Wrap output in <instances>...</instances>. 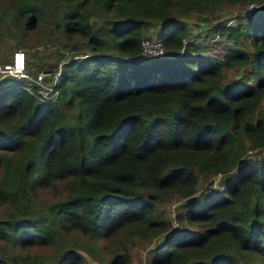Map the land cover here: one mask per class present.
I'll use <instances>...</instances> for the list:
<instances>
[{"label": "trees", "instance_id": "16d2710c", "mask_svg": "<svg viewBox=\"0 0 264 264\" xmlns=\"http://www.w3.org/2000/svg\"><path fill=\"white\" fill-rule=\"evenodd\" d=\"M226 1L247 0H9L1 8L24 26L52 15L45 39L60 41L59 31L66 51L32 71L65 59L54 101L0 76V205L18 208L19 197L28 207L38 188L57 194L46 212L23 203L0 218V239L52 244L56 225L78 232L76 247L99 259L97 239H106L105 264H132L135 238L158 235L146 264H264V155L246 153L264 147V0L201 34L245 37L251 48L200 55L198 38L186 40L192 13ZM148 31L166 53L140 55ZM237 65L246 71L225 84V69ZM171 195L182 198L172 217L184 227L168 231L157 200ZM20 264H83V256L74 247L48 261L26 252Z\"/></svg>", "mask_w": 264, "mask_h": 264}, {"label": "rangeland", "instance_id": "374dc122", "mask_svg": "<svg viewBox=\"0 0 264 264\" xmlns=\"http://www.w3.org/2000/svg\"><path fill=\"white\" fill-rule=\"evenodd\" d=\"M9 0H0V62H4L2 57H8L10 54L17 48H21L25 52L26 59H30L32 64L30 71L32 72L35 69L36 64H42L47 66L48 64L55 63V50L58 48L61 51H66L63 42L66 41L65 36H63L59 31L58 36L60 41H52L46 38V33H51L53 28V16H47L46 21H38L34 26H24L22 23V18L20 20L13 19L9 14L1 10ZM258 0H255L257 2ZM50 10V9H47ZM6 11V10H5ZM253 11L250 8V1H226L219 8L214 11L205 13L194 12L187 19L188 21V30L191 32L190 37L186 40H191L192 37L198 38L197 42H200L198 53L201 54H213L221 55L223 51L231 46H243L245 48H251L249 40L245 37H242V43H235L231 39L225 38L219 33H213L205 37L201 35L204 33V30L208 28L213 22L219 20H228L229 23H236L239 18H243L246 13ZM206 17V19L202 17ZM208 18V19H207ZM50 29V30H49ZM204 36V37H203ZM146 37H157L154 31H148ZM203 37V38H202ZM73 40H78V37H74ZM193 52L192 54H196ZM65 59H60L64 61ZM27 61V60H26ZM62 65V64H61ZM45 68V67H44ZM49 68V67H46ZM42 69V68H41ZM245 66H233L231 68L225 69V75L223 81L225 84L234 85L239 82L242 74L246 71ZM40 70V69H38ZM37 70V71H38ZM33 73V72H32ZM254 79L251 78V82ZM247 155H264V147L255 148L252 151L247 150ZM218 176V175H217ZM215 177L216 179L218 177ZM212 186V185H211ZM205 182H200L198 184V191H204ZM211 190V187L208 188V191ZM198 191L196 193H198ZM57 197V194L53 193L50 189L41 190L40 188L35 190V194L31 197L29 206L24 203V201L18 197V208L14 204L0 205V218L6 216L8 213L19 214L23 211L24 206L28 211L32 210V213L37 212H46V207L49 202H52ZM181 197L172 196L170 200H166L162 197L157 200V207L163 208L165 213L170 216L172 219L174 208L176 209L177 205L181 201ZM15 202V201H14ZM25 205H24V204ZM169 213V214H168ZM181 226L184 225L181 223ZM55 232L53 233L52 244H43V245H28L20 243L17 240L16 235H11L9 241L0 239V264H20L21 257L24 253L30 252L31 254H38L43 257L44 261L50 260L56 253L57 250H62L63 248H78L83 256V264H105L106 259L103 256L107 255L111 250L106 239L99 237L97 239V254H101V259L96 257L94 254L88 252L84 248L76 247L77 244H74V240H77L80 235L76 231L66 232L63 229H60L58 226H54ZM176 227L170 226L168 231L175 229ZM33 231H36L35 228H30ZM177 229V228H176ZM167 231V232H168ZM75 235H78L76 239H73ZM86 237V236H84ZM158 236H153L151 238H135V243L131 246V263L132 264H146L147 259L150 257L151 251L155 246V243ZM15 255H13V254ZM148 255V256H147ZM256 264V263H254Z\"/></svg>", "mask_w": 264, "mask_h": 264}, {"label": "built area", "instance_id": "2783aa9c", "mask_svg": "<svg viewBox=\"0 0 264 264\" xmlns=\"http://www.w3.org/2000/svg\"><path fill=\"white\" fill-rule=\"evenodd\" d=\"M256 5L257 3L255 1H250L251 9ZM164 53H166V51L161 39L158 37L143 38L141 56L145 57L148 55H160ZM61 64L62 61L58 63L57 69L55 70L51 68H42L35 73H32L26 66L24 50L17 48L12 52L10 60L0 62V76L12 75L20 81L19 85L22 88L33 94L37 99L41 101H54L58 98L60 93L59 87L56 83L60 74ZM253 149L255 148H249L247 150L252 151ZM211 185L215 186L216 180ZM171 226L182 228L181 223L174 217L171 219Z\"/></svg>", "mask_w": 264, "mask_h": 264}]
</instances>
